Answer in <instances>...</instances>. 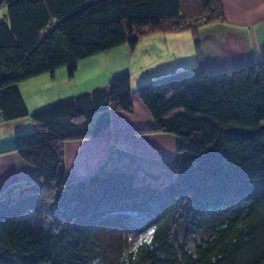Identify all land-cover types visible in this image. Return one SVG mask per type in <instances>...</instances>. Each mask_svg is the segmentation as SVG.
I'll use <instances>...</instances> for the list:
<instances>
[{
	"label": "trees",
	"instance_id": "trees-1",
	"mask_svg": "<svg viewBox=\"0 0 264 264\" xmlns=\"http://www.w3.org/2000/svg\"><path fill=\"white\" fill-rule=\"evenodd\" d=\"M0 6V121L31 123L2 151L35 174L0 191V264H264V59L207 72L198 27L224 19L220 0ZM188 29L195 63L134 88L151 128H110L113 109L132 111L127 73L33 110L19 91L57 67L72 76L80 58L133 47L140 35ZM145 132L173 135L180 161L155 174L96 168L66 180L65 141Z\"/></svg>",
	"mask_w": 264,
	"mask_h": 264
},
{
	"label": "crops",
	"instance_id": "crops-1",
	"mask_svg": "<svg viewBox=\"0 0 264 264\" xmlns=\"http://www.w3.org/2000/svg\"><path fill=\"white\" fill-rule=\"evenodd\" d=\"M220 1L224 19L202 24L198 27V36L207 72L229 70L240 65L263 60L264 0ZM176 33L179 34L178 32H165V36L159 40H156V34L146 39L150 40L151 44L154 42V46L156 45L158 50L161 49V46L167 45L164 46L165 51L174 52L169 44L180 40ZM195 61V56H190L189 65L194 64ZM178 62L179 60L174 63ZM165 68L171 69V65H163L141 78L154 74V72H160ZM30 79H34V77ZM137 83L130 78L132 111L128 113L117 109L111 111L110 128L113 131L151 128L153 126L148 111L134 90ZM20 87L19 91L24 99L26 96L29 98L28 101L25 99L29 110L78 92L77 88H64L63 90L56 88L58 90L55 93L44 98L34 99V95L40 88ZM80 90L82 89L80 88ZM24 127H31L27 118L10 122L0 121V191L12 182L32 179L35 176L32 166L23 161L16 152L2 151L3 147L10 146L12 134ZM63 149L66 180L78 179L96 168L107 171L140 167L154 174L160 173L168 168L169 162L173 161L172 159H181L183 155L176 153V138L163 132H145L135 138L115 134L107 137L68 140L64 142Z\"/></svg>",
	"mask_w": 264,
	"mask_h": 264
},
{
	"label": "rangeland",
	"instance_id": "rangeland-1",
	"mask_svg": "<svg viewBox=\"0 0 264 264\" xmlns=\"http://www.w3.org/2000/svg\"><path fill=\"white\" fill-rule=\"evenodd\" d=\"M3 12L4 7L0 6V18ZM178 33L179 34L176 33V36L180 40H176L174 43L169 44L172 46L174 52L165 51L164 46L167 45L161 46V49L158 50V47L156 45L154 46V42L151 44V41L147 40L151 38V36H154L153 34H156V40H159L165 36V32H150L140 35L133 47H130L127 43H123L109 50H102L80 58L77 61L76 69L72 76L67 73L65 66H61L57 67L53 73H41L34 77V79L25 81L22 85H20V83L19 86H21L20 88H40L34 95V99H38L55 93L58 90L56 88H60V90L64 88H77L78 92L88 90L92 87L104 84L109 78L117 74L127 73L131 80L137 83V81L142 79L155 77L159 75L160 72V74H162L164 72L187 67L189 65L190 56H195L194 36L189 29L179 31ZM161 54L164 56H160ZM177 60H179V62L174 63ZM166 64H170L171 69L165 68L160 72L150 74L151 76L147 75L141 78L143 75ZM80 88L82 90H80ZM24 95L26 96V94ZM27 99L29 98L26 96V100ZM175 161L179 162L180 159ZM173 163V161L169 162L171 165ZM29 219L32 224H37L35 219Z\"/></svg>",
	"mask_w": 264,
	"mask_h": 264
}]
</instances>
